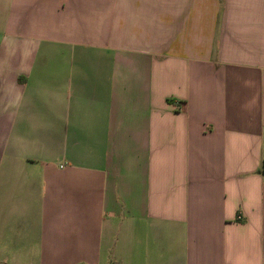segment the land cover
<instances>
[{
	"label": "crops",
	"instance_id": "crops-1",
	"mask_svg": "<svg viewBox=\"0 0 264 264\" xmlns=\"http://www.w3.org/2000/svg\"><path fill=\"white\" fill-rule=\"evenodd\" d=\"M264 0H0V264H264Z\"/></svg>",
	"mask_w": 264,
	"mask_h": 264
},
{
	"label": "built area",
	"instance_id": "built-area-1",
	"mask_svg": "<svg viewBox=\"0 0 264 264\" xmlns=\"http://www.w3.org/2000/svg\"><path fill=\"white\" fill-rule=\"evenodd\" d=\"M262 167H263V169H264V161L262 162Z\"/></svg>",
	"mask_w": 264,
	"mask_h": 264
}]
</instances>
